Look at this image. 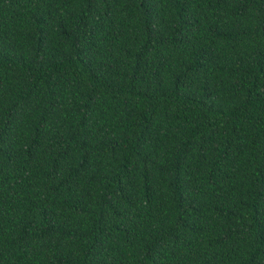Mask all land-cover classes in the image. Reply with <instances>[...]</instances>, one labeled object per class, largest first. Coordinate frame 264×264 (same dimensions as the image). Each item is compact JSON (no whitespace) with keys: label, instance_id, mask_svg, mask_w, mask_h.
<instances>
[{"label":"trees","instance_id":"trees-1","mask_svg":"<svg viewBox=\"0 0 264 264\" xmlns=\"http://www.w3.org/2000/svg\"><path fill=\"white\" fill-rule=\"evenodd\" d=\"M0 264H264V0H0Z\"/></svg>","mask_w":264,"mask_h":264}]
</instances>
